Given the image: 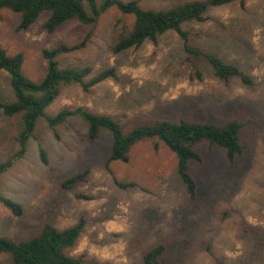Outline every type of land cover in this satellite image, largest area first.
Masks as SVG:
<instances>
[{
  "label": "rangeland",
  "instance_id": "374dc122",
  "mask_svg": "<svg viewBox=\"0 0 264 264\" xmlns=\"http://www.w3.org/2000/svg\"><path fill=\"white\" fill-rule=\"evenodd\" d=\"M135 1L144 10L161 11L198 0ZM207 17L206 22L184 25L193 35L190 44L238 66L252 86L235 78L223 82L202 62L197 63L202 73L198 79L173 31L160 36L157 44L146 42L114 54L111 47L117 36L134 22L117 7L104 12L94 25L73 20L51 34L43 27L49 13L18 32L21 16L1 11L0 47L9 56L23 55V73L33 82H42L47 74L43 50L61 45L73 49L56 57L61 68L90 67L86 81L110 68L120 77L119 82L108 80L89 92L78 85L65 87L47 115L84 108L112 117L124 134L164 120L216 126L237 121L243 126V155L231 166L224 149L199 143L201 161L190 163L197 184L192 201L176 155L157 139L136 144L129 161L112 162L110 172L109 132L91 142L86 123L78 117L56 131L41 119L25 155L17 159L18 120L2 118L0 164H12L0 174V192L20 204L23 215L15 217L0 203V237L27 241L45 225L66 230L84 219L78 241L65 250L82 264H142L143 256L159 245L166 247L159 264H264V0L211 8ZM0 100H15L10 76L2 70ZM83 173H88L85 181L63 188L67 179ZM117 182L138 186L122 189ZM0 264L15 263L4 253Z\"/></svg>",
  "mask_w": 264,
  "mask_h": 264
},
{
  "label": "trees",
  "instance_id": "16d2710c",
  "mask_svg": "<svg viewBox=\"0 0 264 264\" xmlns=\"http://www.w3.org/2000/svg\"><path fill=\"white\" fill-rule=\"evenodd\" d=\"M239 2L245 6V0H198L187 2L173 8L161 11L144 10L137 1L122 3L120 0H105L99 5L97 0H0V13L8 10L21 16L17 31H26L37 22L43 13H49L44 23L48 33H54L65 23L76 20L90 26L97 23L99 17L112 7H117L124 15L134 17L131 29L124 27L117 36L111 50L120 54L130 49H137L146 42L157 44L158 38L167 32H175L183 42L185 53L193 64L198 79L202 73L198 62L208 65L214 76L228 83L231 79H239L244 85L252 86L253 81L238 66L225 62L214 52L190 44L193 35L184 29L189 23H203L208 20L211 8L222 7ZM72 48L61 45L52 50H43V57L47 61V74L42 82H33L23 73L24 57L22 54L9 56L0 47V70L10 76V84L15 94L13 102L5 103L0 100V120L2 118L17 119L16 140L20 144L17 159L22 158L28 141L33 137L36 125L43 119L47 126L56 131L65 125L69 119L78 117L87 125V135L91 142L96 141L103 131L112 135L113 144L107 168L111 172L112 162L129 161L131 149L138 143L157 139L163 143L178 159V173L186 186L189 197L194 201L197 197V184L191 175L190 163L201 161L196 146L208 142L211 148L220 147L225 150L229 164L233 166L238 157L243 155L240 136L243 126L232 121L223 126L210 123H196L181 120L173 123L167 120L158 121L152 125H143L124 134L119 122L107 115L90 112L84 108L75 110L63 109L54 116L46 114V110L60 96L65 87L78 85L84 92H89L94 86L112 80L119 82L120 77L115 68H110L98 76L86 81L91 74V68L74 67L61 68L56 57L62 52H70ZM58 137L57 132H55ZM158 149V145H156ZM41 159L48 164L47 153L40 148ZM0 164V174L9 166ZM88 173L73 176L63 183L64 189H73L79 182L87 179ZM117 184L122 189L137 187L134 182ZM79 198L90 199L84 195ZM0 203L11 211L15 217L23 215V207L3 196L0 192ZM85 220L66 230H58L45 225L41 232L27 241H14L0 237V254H10L15 264H82L80 258H73L65 254L67 248L73 247L83 232ZM166 247L159 245L143 256L142 264H159Z\"/></svg>",
  "mask_w": 264,
  "mask_h": 264
}]
</instances>
